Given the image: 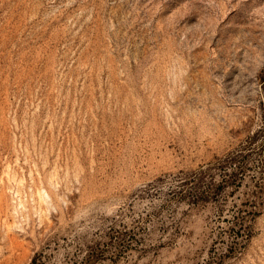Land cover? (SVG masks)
I'll return each instance as SVG.
<instances>
[{
    "label": "rangeland",
    "instance_id": "374dc122",
    "mask_svg": "<svg viewBox=\"0 0 264 264\" xmlns=\"http://www.w3.org/2000/svg\"><path fill=\"white\" fill-rule=\"evenodd\" d=\"M0 264H264V0H0Z\"/></svg>",
    "mask_w": 264,
    "mask_h": 264
}]
</instances>
